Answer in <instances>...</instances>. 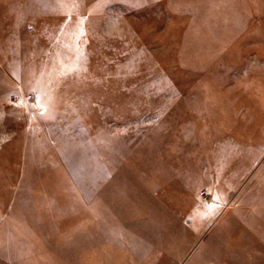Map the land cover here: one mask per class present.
Instances as JSON below:
<instances>
[{
  "label": "rangeland",
  "instance_id": "rangeland-1",
  "mask_svg": "<svg viewBox=\"0 0 264 264\" xmlns=\"http://www.w3.org/2000/svg\"><path fill=\"white\" fill-rule=\"evenodd\" d=\"M0 264H264V0H0Z\"/></svg>",
  "mask_w": 264,
  "mask_h": 264
}]
</instances>
